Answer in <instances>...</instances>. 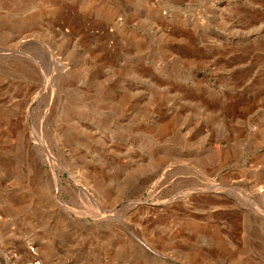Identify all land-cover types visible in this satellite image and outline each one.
Here are the masks:
<instances>
[{
	"label": "rangeland",
	"instance_id": "1",
	"mask_svg": "<svg viewBox=\"0 0 264 264\" xmlns=\"http://www.w3.org/2000/svg\"><path fill=\"white\" fill-rule=\"evenodd\" d=\"M0 264H264V0H0Z\"/></svg>",
	"mask_w": 264,
	"mask_h": 264
}]
</instances>
